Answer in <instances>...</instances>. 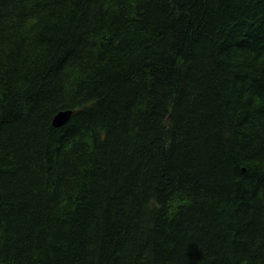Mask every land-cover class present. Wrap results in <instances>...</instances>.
Returning <instances> with one entry per match:
<instances>
[{"label":"trees","instance_id":"obj_1","mask_svg":"<svg viewBox=\"0 0 264 264\" xmlns=\"http://www.w3.org/2000/svg\"><path fill=\"white\" fill-rule=\"evenodd\" d=\"M0 264H264V0H0Z\"/></svg>","mask_w":264,"mask_h":264},{"label":"rangeland","instance_id":"obj_2","mask_svg":"<svg viewBox=\"0 0 264 264\" xmlns=\"http://www.w3.org/2000/svg\"><path fill=\"white\" fill-rule=\"evenodd\" d=\"M189 69H186L185 70V72H187ZM184 90V89H183ZM184 103V102H183ZM183 103H182V106H183ZM177 116H178V114H177ZM175 125H176V129L174 130V132H173V140L176 142V143H181L182 141H183V136H182V134L180 133V131H178L177 130V127H178V118H177V120H176V122H175ZM159 128V126H155L154 128H153V130H156V128ZM177 134V135H176ZM112 141H113V139H111ZM153 140H154V144H155V141H156V138L155 137H153ZM201 162V161H200ZM200 162H198V163H196L197 165H199V163ZM209 175V171L208 172H206V176H208ZM200 176L202 177V183L203 182H205V181H207V180H209V178L207 179V180H203V174H200ZM172 207V206H171ZM139 214H142V212H137V215H139ZM143 229V228H142ZM141 229V230H142Z\"/></svg>","mask_w":264,"mask_h":264},{"label":"water","instance_id":"obj_3","mask_svg":"<svg viewBox=\"0 0 264 264\" xmlns=\"http://www.w3.org/2000/svg\"><path fill=\"white\" fill-rule=\"evenodd\" d=\"M62 113V114H61ZM61 113H59L58 115H57V117H55L54 118V120L55 119H58V120H55L54 121V123L57 125V126H60V125H63V124H65L67 121H68V119L70 118V112H61ZM60 117H61V119H60ZM64 117V118H63ZM63 118V119H62ZM60 120V121H59ZM62 123V124H61Z\"/></svg>","mask_w":264,"mask_h":264}]
</instances>
